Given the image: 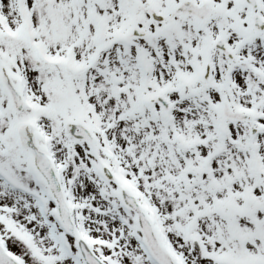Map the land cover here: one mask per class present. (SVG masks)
<instances>
[{"label": "snow or ice", "instance_id": "obj_1", "mask_svg": "<svg viewBox=\"0 0 264 264\" xmlns=\"http://www.w3.org/2000/svg\"><path fill=\"white\" fill-rule=\"evenodd\" d=\"M0 264H264V0H0Z\"/></svg>", "mask_w": 264, "mask_h": 264}]
</instances>
